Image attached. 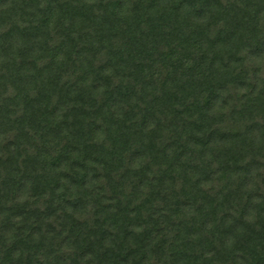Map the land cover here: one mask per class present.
I'll return each mask as SVG.
<instances>
[{"label":"trees","instance_id":"trees-1","mask_svg":"<svg viewBox=\"0 0 264 264\" xmlns=\"http://www.w3.org/2000/svg\"><path fill=\"white\" fill-rule=\"evenodd\" d=\"M0 264H264V0H0Z\"/></svg>","mask_w":264,"mask_h":264}]
</instances>
